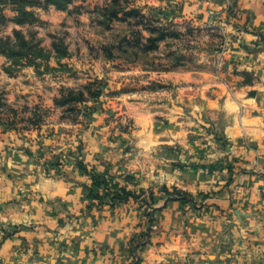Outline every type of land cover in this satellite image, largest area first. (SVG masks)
Instances as JSON below:
<instances>
[{"label":"clouds","instance_id":"clouds-1","mask_svg":"<svg viewBox=\"0 0 264 264\" xmlns=\"http://www.w3.org/2000/svg\"><path fill=\"white\" fill-rule=\"evenodd\" d=\"M24 11L0 0V264H264V0Z\"/></svg>","mask_w":264,"mask_h":264},{"label":"rangeland","instance_id":"rangeland-1","mask_svg":"<svg viewBox=\"0 0 264 264\" xmlns=\"http://www.w3.org/2000/svg\"><path fill=\"white\" fill-rule=\"evenodd\" d=\"M3 3L18 6L21 10V16L17 17V20L18 22L23 23L24 21L28 20L32 16L30 12L24 11V5L25 4H39L40 0H3ZM57 3H59V0H57ZM60 6L62 7L63 5H60ZM0 16L3 17V18L0 17V23H2L5 21V17L2 14H0ZM135 42L138 43V40ZM128 43H133V41H128Z\"/></svg>","mask_w":264,"mask_h":264},{"label":"trees","instance_id":"trees-1","mask_svg":"<svg viewBox=\"0 0 264 264\" xmlns=\"http://www.w3.org/2000/svg\"><path fill=\"white\" fill-rule=\"evenodd\" d=\"M1 18H3L2 16H0Z\"/></svg>","mask_w":264,"mask_h":264}]
</instances>
